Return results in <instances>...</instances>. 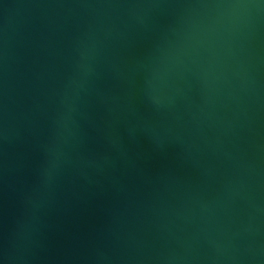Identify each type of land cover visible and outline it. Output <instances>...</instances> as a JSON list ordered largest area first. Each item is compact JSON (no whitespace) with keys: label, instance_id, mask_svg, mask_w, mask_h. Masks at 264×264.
<instances>
[{"label":"water","instance_id":"obj_1","mask_svg":"<svg viewBox=\"0 0 264 264\" xmlns=\"http://www.w3.org/2000/svg\"><path fill=\"white\" fill-rule=\"evenodd\" d=\"M0 264H264V0H0Z\"/></svg>","mask_w":264,"mask_h":264}]
</instances>
